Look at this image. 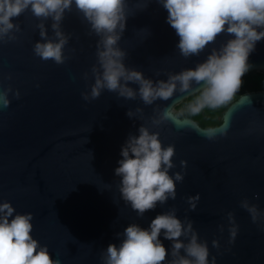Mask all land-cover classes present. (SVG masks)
Listing matches in <instances>:
<instances>
[{"label":"water","instance_id":"1","mask_svg":"<svg viewBox=\"0 0 264 264\" xmlns=\"http://www.w3.org/2000/svg\"><path fill=\"white\" fill-rule=\"evenodd\" d=\"M127 3L126 26L118 41L126 51L124 62L154 81L194 66L210 50L183 56L159 0H146L143 7L144 0ZM11 19L19 30H14L15 38L0 40V88L10 86L19 96L10 90L9 104L0 105V200H9L16 211L33 213L32 235L48 246L54 258L62 264H102L101 250L109 242L119 243L118 233L126 224L147 226L158 212L174 206L179 217L192 219L215 264H264V228L239 203L247 197L264 209V90L246 92L231 103L220 123H228L227 132L213 139L188 117L153 124L152 118L165 106L174 110L194 92H174L167 99L144 104L138 95L125 98L105 88L86 100L81 93L94 79L91 67L97 62L98 37L78 10L66 11L61 22L70 33L62 63L41 59L33 51L34 41L43 39L39 20L52 35L50 18L25 9ZM229 35L218 34L214 43ZM248 60L246 72L264 71V38L257 41ZM137 105L142 112H135ZM128 108L134 110L131 117ZM142 123L159 132L162 144H174L175 167L170 173L181 170V159L187 163L183 180L175 182L176 197L138 216L120 196L114 167L121 144ZM194 193H199V200L192 209L186 197ZM229 210L238 225L232 242ZM160 238L166 247L170 245Z\"/></svg>","mask_w":264,"mask_h":264},{"label":"clouds","instance_id":"2","mask_svg":"<svg viewBox=\"0 0 264 264\" xmlns=\"http://www.w3.org/2000/svg\"><path fill=\"white\" fill-rule=\"evenodd\" d=\"M145 3L146 0L141 7ZM159 3L167 10L166 20L178 36L176 48L183 56H199L206 47L210 48L194 66L168 72L166 79L154 81L141 69L124 62L126 51L118 41L126 26L127 0H0V40L15 38L14 30L18 31L19 25L11 18L30 9L36 17L50 18L53 30L49 36L44 21H38L43 39L34 41V53L41 59L51 58L62 63L70 33L62 29L61 22L66 11L75 7L87 21L90 32L98 37L97 62L91 67L94 79L89 90L81 93L86 100L106 88L125 98L138 95L144 104H153L157 98L167 99L174 92L189 90L197 93L186 106L191 114L230 101L250 67L249 54L257 41L264 38V0H159ZM222 32L231 35L217 45L214 42ZM84 75L86 77L87 73ZM129 81L137 87H132ZM10 90L19 96V91L10 86L0 88V105L9 104ZM142 111L137 105L135 112ZM127 115L133 116L134 110L128 108ZM166 119L177 120L171 105L154 116L152 123L159 124ZM228 126L224 122L201 131L208 139H213L225 135ZM174 155V144H162L159 132L143 123L121 144L120 157L114 167L119 177L117 186L122 200L136 210L138 216L155 208L158 202L163 204L176 197L175 182L183 180L187 161L181 159V170L170 173L169 169L175 167ZM186 200L188 207L194 209L199 193L188 195ZM239 203L248 210L251 219L260 221V227L264 228V209L249 202L247 197ZM226 215L230 222L229 242H232L238 225L231 210ZM32 217L31 211H16L9 200H0V264H62L50 254L46 244L32 235ZM220 227L222 229L223 225ZM118 235L121 237L118 244L109 242L101 250L102 264H165L166 260L167 264H215L214 257L208 258L207 241L198 237L192 219L179 217L174 206L158 212L147 226L129 222ZM161 236L170 241L168 247ZM212 244L219 247L216 239Z\"/></svg>","mask_w":264,"mask_h":264},{"label":"trees","instance_id":"3","mask_svg":"<svg viewBox=\"0 0 264 264\" xmlns=\"http://www.w3.org/2000/svg\"><path fill=\"white\" fill-rule=\"evenodd\" d=\"M242 83L238 92L235 93L232 99L225 104L217 108H204L197 114H191L186 111V106L190 103L197 95L196 92L186 96L180 102L174 105V111L179 118L188 117L193 119L202 128L208 126H217L222 122V116L228 106L236 101L241 95L250 91L264 90V71L263 70H251L245 72L242 76Z\"/></svg>","mask_w":264,"mask_h":264}]
</instances>
